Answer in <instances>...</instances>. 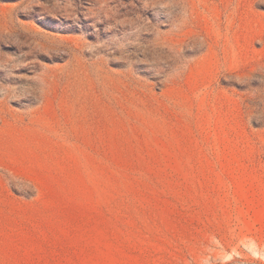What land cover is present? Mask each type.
Returning <instances> with one entry per match:
<instances>
[{
    "label": "rangeland",
    "instance_id": "1",
    "mask_svg": "<svg viewBox=\"0 0 264 264\" xmlns=\"http://www.w3.org/2000/svg\"><path fill=\"white\" fill-rule=\"evenodd\" d=\"M0 264H264V0H0Z\"/></svg>",
    "mask_w": 264,
    "mask_h": 264
}]
</instances>
